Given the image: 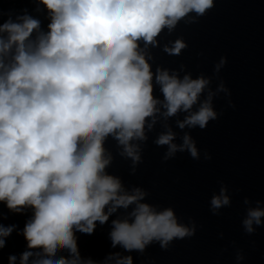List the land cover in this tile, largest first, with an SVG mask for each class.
Masks as SVG:
<instances>
[{
  "label": "clouds",
  "instance_id": "1",
  "mask_svg": "<svg viewBox=\"0 0 264 264\" xmlns=\"http://www.w3.org/2000/svg\"><path fill=\"white\" fill-rule=\"evenodd\" d=\"M29 2L31 10L0 9V203L14 214L31 213L19 231L0 223V250L14 231L26 241L8 264H134L133 252L142 256L153 244L166 251L193 237L195 220L182 223L173 207L147 202L145 188L127 187L109 169L119 156L135 175L154 132L152 143L166 149L162 162L185 152L196 161L212 159L187 130H204L223 115L214 107L221 94L235 107L220 76L227 57L211 75L194 77L183 63L153 68L152 50L180 56L189 46L183 36L163 44L161 38L181 22L197 24L215 0ZM219 183L209 201L215 216L232 203ZM243 203L241 225L251 236L264 226V202ZM114 215L110 246L128 255L83 256L79 236L93 235ZM244 259L237 249L236 264Z\"/></svg>",
  "mask_w": 264,
  "mask_h": 264
},
{
  "label": "water",
  "instance_id": "2",
  "mask_svg": "<svg viewBox=\"0 0 264 264\" xmlns=\"http://www.w3.org/2000/svg\"><path fill=\"white\" fill-rule=\"evenodd\" d=\"M25 7L31 10L33 5L29 0H0L4 11ZM178 36H183L188 48L180 56L153 49V68L159 64L175 69L183 63L194 77L200 72L211 75L214 64L226 56L227 64L220 76L231 91L235 107H229L228 98L221 94L215 98L214 107L223 115L210 121L204 130L186 129L201 153L207 150L212 155L210 161H205L203 155L201 160H193L185 152L162 162L166 149L152 143L155 132L149 134L143 163L135 175H130L131 162L116 156L110 173L119 175L129 188H145L149 192L147 202L161 208L173 207L182 223H188L191 217L197 224L193 237L174 241L166 251L153 244L142 256L131 253L134 264H236L237 249L245 256L240 264H264V226L249 236L241 225L247 207L244 198L248 197L252 206L256 200L264 202V0H215V7L197 24L181 22L171 36L165 34L161 38V44ZM216 83L214 80L213 87ZM156 95H161L158 89ZM170 123L180 131L174 119ZM159 130L157 126L156 132ZM108 147L115 154L110 141ZM219 181L227 185L232 203L215 216L209 201L219 191ZM30 214H14L0 203V223L15 224L17 231L23 229ZM118 214H123V210ZM114 218L115 215L110 217L105 225L98 224L93 235L79 236L83 256L102 261L114 251L128 255L110 246L108 232ZM17 231L0 250V264H8L10 254L19 256L25 250L26 241Z\"/></svg>",
  "mask_w": 264,
  "mask_h": 264
}]
</instances>
